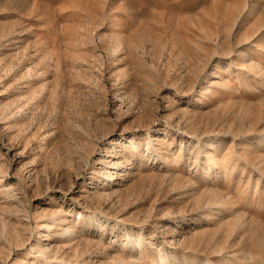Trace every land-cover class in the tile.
Listing matches in <instances>:
<instances>
[{
	"label": "rangeland",
	"instance_id": "rangeland-1",
	"mask_svg": "<svg viewBox=\"0 0 264 264\" xmlns=\"http://www.w3.org/2000/svg\"><path fill=\"white\" fill-rule=\"evenodd\" d=\"M160 1L0 0V264H264V0Z\"/></svg>",
	"mask_w": 264,
	"mask_h": 264
},
{
	"label": "bare ground",
	"instance_id": "bare-ground-1",
	"mask_svg": "<svg viewBox=\"0 0 264 264\" xmlns=\"http://www.w3.org/2000/svg\"><path fill=\"white\" fill-rule=\"evenodd\" d=\"M153 2V4H155L157 7H159V8H162L163 6H164V3L162 2V1H160V0H152ZM190 0H186V2H189ZM63 222H64V220H62ZM37 247V251L38 252H42V250H43V247H42V245H41V241H37V245H36Z\"/></svg>",
	"mask_w": 264,
	"mask_h": 264
}]
</instances>
